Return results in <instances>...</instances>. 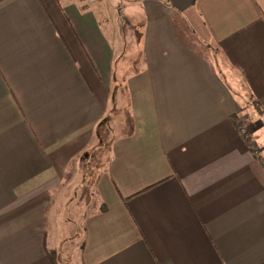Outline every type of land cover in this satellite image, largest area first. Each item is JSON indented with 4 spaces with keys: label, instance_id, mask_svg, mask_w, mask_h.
<instances>
[{
    "label": "crops",
    "instance_id": "1",
    "mask_svg": "<svg viewBox=\"0 0 264 264\" xmlns=\"http://www.w3.org/2000/svg\"><path fill=\"white\" fill-rule=\"evenodd\" d=\"M254 101L264 0H0V264H56L55 193L118 113L81 263L264 264Z\"/></svg>",
    "mask_w": 264,
    "mask_h": 264
},
{
    "label": "rangeland",
    "instance_id": "2",
    "mask_svg": "<svg viewBox=\"0 0 264 264\" xmlns=\"http://www.w3.org/2000/svg\"><path fill=\"white\" fill-rule=\"evenodd\" d=\"M119 114L120 113L108 120L103 126L102 132L105 138L104 146L102 148L97 147V150L92 153L90 161L85 159L82 160L84 162L83 164H85L83 170L73 166L71 168L72 175L63 184V187L55 193L51 215L53 216L56 211L58 219L62 220L54 232L56 235V242L59 243V246L55 250L58 257L55 262L56 264H82L80 251L82 240H80L78 235L82 236L83 234L81 229L83 227V216L94 212L98 208L99 203L96 199L94 183L102 168L101 163L103 157H107L112 138L121 135V130H119L120 127H117L116 130L113 128L115 123H122L126 119L125 113ZM257 148H259V146H257ZM263 150L261 149L260 151ZM258 154H262L261 158L264 161L263 153L259 152ZM73 187H75V189L77 188V190L72 194ZM82 196H85L83 203L89 205L87 209L84 208V206L79 207V203L74 206L70 205L72 200H81ZM52 230L54 231V228ZM75 231L78 232L74 234ZM79 231L81 234H79Z\"/></svg>",
    "mask_w": 264,
    "mask_h": 264
},
{
    "label": "built area",
    "instance_id": "3",
    "mask_svg": "<svg viewBox=\"0 0 264 264\" xmlns=\"http://www.w3.org/2000/svg\"><path fill=\"white\" fill-rule=\"evenodd\" d=\"M84 1H86L88 4H96V3L100 2L101 0H84ZM241 133L243 134V136L249 138V133L246 129H241ZM252 149H253V152L255 153V155H258V153L261 152L260 149L257 148L256 145H254L252 147Z\"/></svg>",
    "mask_w": 264,
    "mask_h": 264
},
{
    "label": "trees",
    "instance_id": "4",
    "mask_svg": "<svg viewBox=\"0 0 264 264\" xmlns=\"http://www.w3.org/2000/svg\"><path fill=\"white\" fill-rule=\"evenodd\" d=\"M256 106H257V108H258V111L260 110V105H259V103L257 102V101H254L253 102ZM264 113L260 110V115H263Z\"/></svg>",
    "mask_w": 264,
    "mask_h": 264
}]
</instances>
